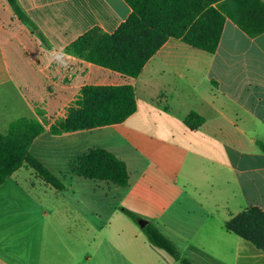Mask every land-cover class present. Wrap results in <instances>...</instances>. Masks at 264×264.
Instances as JSON below:
<instances>
[{
	"label": "crops",
	"instance_id": "0c3cea01",
	"mask_svg": "<svg viewBox=\"0 0 264 264\" xmlns=\"http://www.w3.org/2000/svg\"><path fill=\"white\" fill-rule=\"evenodd\" d=\"M17 2L37 30L0 0V133L21 118L41 123L29 151L65 182L55 190L21 167L0 184V264H179L148 243L125 210L193 264H264L262 252L224 229L247 208L264 211V153L256 146L264 143V33L250 38L225 19L212 54L168 39L136 78L73 55L64 70L49 65L48 51L64 50L92 27L112 33L130 7L124 0ZM84 85L134 90L131 116L91 129L92 148L123 161L129 181L120 188L88 180L91 197L66 198L79 178L70 163L85 153L78 134L89 130L51 135L48 127ZM190 112L203 120L195 129L183 122Z\"/></svg>",
	"mask_w": 264,
	"mask_h": 264
},
{
	"label": "trees",
	"instance_id": "16d2710c",
	"mask_svg": "<svg viewBox=\"0 0 264 264\" xmlns=\"http://www.w3.org/2000/svg\"><path fill=\"white\" fill-rule=\"evenodd\" d=\"M18 20L34 30V23L25 15L17 0H6ZM129 16L112 33L92 27L72 41L64 51L83 61L136 78L148 60L168 39L203 52H215L225 19L232 21L248 37L264 33V4L260 0H124ZM43 39L42 36H40ZM136 111L134 90L130 85H84L79 97L67 109L63 119L48 127L51 135H61L124 122ZM189 129L203 120L190 112L183 120ZM44 131L34 119H17L0 133V184L21 167L55 190L64 184L29 151L33 140ZM256 146L264 153V143ZM74 176L102 181L124 188L128 174L123 161L103 148H90L70 163ZM135 223L139 219L123 211ZM224 229L264 254V211L247 208L224 223ZM148 243L160 249L179 264H193L182 256L175 245L151 223L141 229Z\"/></svg>",
	"mask_w": 264,
	"mask_h": 264
},
{
	"label": "rangeland",
	"instance_id": "374dc122",
	"mask_svg": "<svg viewBox=\"0 0 264 264\" xmlns=\"http://www.w3.org/2000/svg\"><path fill=\"white\" fill-rule=\"evenodd\" d=\"M128 79V78H127ZM97 133L93 132L92 130L89 131H85L82 134H78V137L80 139H83V141H85L84 145H82V151L81 152H86L88 149L95 147L96 145H94V143H92L94 141V136H96ZM88 144V145H87ZM89 146V147H87ZM85 148V149H84ZM66 181H68V178L65 179ZM78 181V182H77ZM65 181H63L64 183ZM72 182H74L77 185H73L72 187H74L73 191L72 190H68L65 192L64 197H91V190H89L91 187L90 186H86L84 183H87L88 180H85L83 178H73ZM82 182V183H79ZM82 184V185H81ZM72 185V184H70ZM51 189V188H50ZM51 191V190H50ZM74 192V195H72L71 193ZM73 198V197H72Z\"/></svg>",
	"mask_w": 264,
	"mask_h": 264
},
{
	"label": "clouds",
	"instance_id": "9594fccd",
	"mask_svg": "<svg viewBox=\"0 0 264 264\" xmlns=\"http://www.w3.org/2000/svg\"><path fill=\"white\" fill-rule=\"evenodd\" d=\"M47 56L49 58V65L55 64L58 68L64 70L70 68L69 61L71 60V54L65 52L63 49L53 48L48 51Z\"/></svg>",
	"mask_w": 264,
	"mask_h": 264
},
{
	"label": "water",
	"instance_id": "95a60500",
	"mask_svg": "<svg viewBox=\"0 0 264 264\" xmlns=\"http://www.w3.org/2000/svg\"><path fill=\"white\" fill-rule=\"evenodd\" d=\"M137 224L140 227V229H142L147 224V222L144 220L138 219Z\"/></svg>",
	"mask_w": 264,
	"mask_h": 264
}]
</instances>
